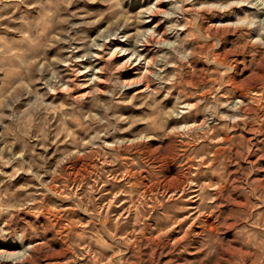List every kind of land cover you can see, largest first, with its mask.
<instances>
[{"label":"clouds","instance_id":"clouds-1","mask_svg":"<svg viewBox=\"0 0 264 264\" xmlns=\"http://www.w3.org/2000/svg\"><path fill=\"white\" fill-rule=\"evenodd\" d=\"M165 256L264 264V0H0V264Z\"/></svg>","mask_w":264,"mask_h":264},{"label":"rangeland","instance_id":"rangeland-1","mask_svg":"<svg viewBox=\"0 0 264 264\" xmlns=\"http://www.w3.org/2000/svg\"><path fill=\"white\" fill-rule=\"evenodd\" d=\"M77 172H79V169H77ZM164 260L167 262V264H170L169 258L167 256L164 257Z\"/></svg>","mask_w":264,"mask_h":264}]
</instances>
